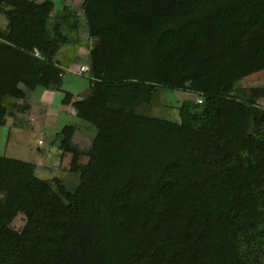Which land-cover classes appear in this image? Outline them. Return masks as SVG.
<instances>
[{"label": "trees", "instance_id": "obj_1", "mask_svg": "<svg viewBox=\"0 0 264 264\" xmlns=\"http://www.w3.org/2000/svg\"><path fill=\"white\" fill-rule=\"evenodd\" d=\"M83 2L98 40L78 113L95 128L90 160L71 190L0 155V264H264V87H238L264 72V0ZM53 9L0 0V130L29 91L63 85ZM163 88L203 101L180 122L141 114Z\"/></svg>", "mask_w": 264, "mask_h": 264}, {"label": "rangeland", "instance_id": "obj_2", "mask_svg": "<svg viewBox=\"0 0 264 264\" xmlns=\"http://www.w3.org/2000/svg\"><path fill=\"white\" fill-rule=\"evenodd\" d=\"M52 1L55 3V9L50 11L46 27L56 45L52 60L63 70L64 77L67 76L64 86L68 91H62L64 100L62 109L54 118V116L50 117L52 109L49 106L38 103L30 107L29 101L21 102L23 107L25 104L29 107L9 119L10 122L14 121L12 124L20 122L17 124V128L20 129L11 128L10 136H6V146L4 145L3 148L0 140V155L35 164L37 175L50 181L55 189L56 183L61 182L74 190L79 185L80 175L73 171L72 166L74 163L81 165L89 163L88 154L95 136V128L81 120L78 113L83 100L91 93V83L88 78L89 57L91 49L98 40L90 35L83 0ZM5 10L9 11L11 8L5 7ZM65 17L77 21L78 29H70ZM7 26L6 15L0 12V30H6ZM71 76L77 79H72ZM238 87L246 89L264 87V72L246 78L238 84ZM31 95L32 91H29L28 96ZM50 99L51 97H47L49 103L52 101ZM199 100L203 101V98L198 94L163 88L158 92L153 103L142 107L140 113L180 122L179 107L184 102L200 104ZM258 105L264 108V97L259 99ZM52 107H56V102L52 101ZM19 118L23 120H17ZM67 126H73L76 132L71 145L63 148L62 142L65 137L62 131ZM2 134H5V130ZM1 199L2 195H0ZM25 222V217L20 215L11 226L21 231Z\"/></svg>", "mask_w": 264, "mask_h": 264}, {"label": "crops", "instance_id": "obj_3", "mask_svg": "<svg viewBox=\"0 0 264 264\" xmlns=\"http://www.w3.org/2000/svg\"><path fill=\"white\" fill-rule=\"evenodd\" d=\"M74 77L75 76H71L72 79H77ZM66 79H67V76L66 77L63 76V85L59 89H57L55 87H51L49 89L38 88L35 91H32V95L28 96L26 101H29V103L31 105L30 107H33L38 103L42 104L44 106H49V108L52 109L51 110L52 114H50L51 115L50 117H52V116H54V118L57 117L56 113H58V111L62 109L61 106L63 105V102H64L63 96H62L63 95L62 91H65V92L68 91L64 86ZM37 92H39V93H37ZM49 96L51 97L50 100L56 102V107H52V101H50V103H49V101H47V97L50 98ZM44 99H46V100H44ZM17 120L22 121L23 118H19ZM17 120H15L16 123H17ZM13 122L14 121L10 122L8 120L6 127L0 130V140H2V143H3L2 148L4 147V145L6 146L5 139L7 138L6 136H10L11 128L12 127L17 128V124H20V122H18L17 124H12ZM17 129H20V128H17ZM4 130H5V134H2V133H4Z\"/></svg>", "mask_w": 264, "mask_h": 264}, {"label": "built area", "instance_id": "obj_4", "mask_svg": "<svg viewBox=\"0 0 264 264\" xmlns=\"http://www.w3.org/2000/svg\"><path fill=\"white\" fill-rule=\"evenodd\" d=\"M200 103H202V100H199Z\"/></svg>", "mask_w": 264, "mask_h": 264}]
</instances>
